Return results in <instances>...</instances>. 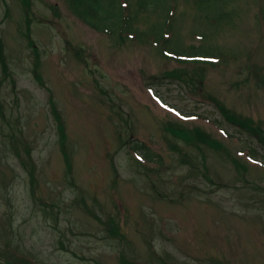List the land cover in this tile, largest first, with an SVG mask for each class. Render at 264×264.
Here are the masks:
<instances>
[{"label": "rangeland", "instance_id": "1", "mask_svg": "<svg viewBox=\"0 0 264 264\" xmlns=\"http://www.w3.org/2000/svg\"><path fill=\"white\" fill-rule=\"evenodd\" d=\"M129 1L121 40L66 0H0V264H264V0Z\"/></svg>", "mask_w": 264, "mask_h": 264}, {"label": "trees", "instance_id": "2", "mask_svg": "<svg viewBox=\"0 0 264 264\" xmlns=\"http://www.w3.org/2000/svg\"><path fill=\"white\" fill-rule=\"evenodd\" d=\"M71 6V8L80 16V18L83 21H86L89 23L93 28L98 29H107L108 31H111L112 33H117L120 29L121 35L119 33L118 36H120L121 39H124V36L127 32L134 37H137L139 34V30L135 23L130 20L129 17L126 19V12L125 9L121 6V0H67ZM136 1V5H138L139 8L143 10H158L159 6L166 5L168 0H134ZM197 4V6L202 10H208V11H214L217 19H223L225 16L229 17L231 16V10H223L220 9V0H194ZM227 1V0H224ZM170 11H172V14H170ZM173 15V9H169V14H167V18L164 17L165 21L163 25H161L159 28L162 27V30L158 31L157 27L153 26L156 29H151V34L154 35V40L160 44L170 42L172 39H169L166 37L167 33L165 25L170 20V16ZM135 24V25H134ZM168 31V30H167ZM166 32V33H165ZM150 34V35H151ZM132 37V36H131ZM127 38V37H125ZM164 49H167L166 47H163ZM176 53H182L179 51H175ZM197 52V51H194ZM174 71V70H172ZM58 117L60 118L59 114ZM242 125H245L249 123L247 120L245 123L244 120L240 121ZM62 122L60 123L61 126ZM63 136H64V130ZM140 148L145 149L146 152H148L147 148H145L144 145H140ZM68 160V159H67ZM116 214V213H115ZM117 221L119 224V218L118 214H116ZM110 227H116V225L112 223H108ZM112 235L114 232V229L110 231ZM120 232V231H119ZM122 235V234H121ZM123 236V235H122ZM162 261V257H160ZM160 261V262H161ZM125 264H140L136 261L130 260L128 258H124ZM123 262V263H124ZM164 263V262H163Z\"/></svg>", "mask_w": 264, "mask_h": 264}]
</instances>
